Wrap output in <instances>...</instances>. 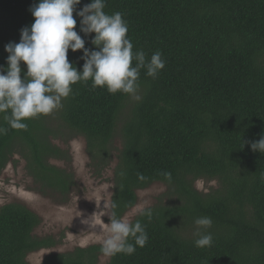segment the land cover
<instances>
[{
	"label": "trees",
	"instance_id": "16d2710c",
	"mask_svg": "<svg viewBox=\"0 0 264 264\" xmlns=\"http://www.w3.org/2000/svg\"><path fill=\"white\" fill-rule=\"evenodd\" d=\"M90 2L81 0L77 11ZM37 3L0 0L3 69L5 45L19 43L21 30L34 23L30 8ZM104 11L122 13L133 52L143 50L150 59L160 51L166 61L156 79L140 72L141 99L121 128L112 211L123 217L137 205L138 191L168 186L167 201L150 207V219L133 220L144 226L147 244L132 255L110 256L108 264H264V153L251 149L264 137V0H106ZM73 16L85 47L98 50L95 34L80 32V18ZM82 56V50L68 51L77 71ZM131 99L93 90L89 80L74 85L59 110L26 121V131L11 129L0 114V127L7 129L0 135V176L20 155L41 192L66 201L77 184L74 174L52 163L71 161L70 149L57 142L84 137L92 166L105 168ZM200 180L218 181V188L203 193L195 187ZM205 216L213 221L207 229L213 241L198 248L194 221ZM39 224L22 204L0 208V264H30V254L56 244L34 235ZM102 255L101 245H91L52 254L42 264H99Z\"/></svg>",
	"mask_w": 264,
	"mask_h": 264
},
{
	"label": "clouds",
	"instance_id": "9594fccd",
	"mask_svg": "<svg viewBox=\"0 0 264 264\" xmlns=\"http://www.w3.org/2000/svg\"><path fill=\"white\" fill-rule=\"evenodd\" d=\"M81 0H38L30 8L34 23L21 30L19 43L5 45L7 69L0 67V114L13 130H27L26 121L48 116L59 110L79 82L92 81V88L106 89L110 94H127L139 101V77L142 69L146 75L156 79L165 68L166 61L160 51L154 52L150 59L143 50L133 52V43L128 37V22L122 13L107 14L104 9L106 0H91L82 10L76 6ZM80 18V32L85 36L95 34L92 43L98 50L85 47V40L75 31ZM83 51L82 71H77L68 60V51ZM133 61L135 65L133 66ZM26 65L23 72L21 64ZM6 73V74H5ZM23 75V78H22ZM7 129L0 127V135ZM254 152L264 153V137L251 143ZM123 175V173H121ZM163 175L171 180V173ZM144 180L143 174H138ZM103 195L111 198L109 186H104ZM104 211L86 220L92 223L96 216L109 215L110 223L104 224L106 234L101 243V252L105 256L116 254L132 255L137 247L143 248L148 235L139 220L133 222L136 215L152 216L150 208L140 205L123 217H117L114 201L105 200ZM84 221V222H86ZM211 217L196 218L197 226L195 246L211 247L213 236L207 229L212 226Z\"/></svg>",
	"mask_w": 264,
	"mask_h": 264
},
{
	"label": "rangeland",
	"instance_id": "374dc122",
	"mask_svg": "<svg viewBox=\"0 0 264 264\" xmlns=\"http://www.w3.org/2000/svg\"><path fill=\"white\" fill-rule=\"evenodd\" d=\"M135 99L127 102V107L119 120L117 134L114 139L115 151L109 165L100 169L92 166L93 162L86 151V140L82 136L74 137L63 148L70 149L71 161H52L62 169L74 174L76 186L64 201L59 195L46 192L35 184L28 174L26 161L20 155L14 156L0 176V208L7 204L19 203L34 212L40 218V224L34 235L39 238H51L56 244L48 249H42L28 256L30 264H42L45 258L52 254L69 253L78 247L101 245L100 241L106 234L104 224L110 223L109 215L96 216L92 223H88L93 214L104 211L105 200H111L103 195L104 186L108 185V192L113 195L114 171L119 163V154L122 150L121 128L129 116ZM218 181L200 180L195 183L197 190L208 193L218 188ZM168 186L155 183L147 189L137 192V206L147 208L167 201ZM134 207V208H135ZM112 211V209H111ZM132 209L129 211L131 212ZM128 212V213H129ZM137 216V215H136ZM134 216L132 219L136 218ZM86 221V222H84ZM110 256L102 255L99 264H108Z\"/></svg>",
	"mask_w": 264,
	"mask_h": 264
}]
</instances>
